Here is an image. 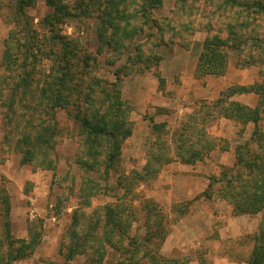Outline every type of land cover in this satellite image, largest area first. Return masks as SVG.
<instances>
[{"label":"rangeland","instance_id":"1","mask_svg":"<svg viewBox=\"0 0 264 264\" xmlns=\"http://www.w3.org/2000/svg\"><path fill=\"white\" fill-rule=\"evenodd\" d=\"M24 1L19 15L17 0H0V192L9 200L8 235L0 203V264H221L211 254L219 248L229 263L247 259L256 236L264 243V228L209 246L202 221L220 223L219 203L200 191L235 162L213 157L250 141L251 123L222 117L230 103L258 108L264 145V94L227 93L264 85V46L237 38L224 73L204 75L196 72L204 41L227 38L222 21L235 17L220 0H187L184 12L162 1L153 10L162 35L145 27L120 56L99 41L103 0H65L72 16L60 23L45 0ZM190 16L192 32L166 31ZM256 19L248 35L264 40V17ZM215 102L223 103L215 110ZM100 119L114 137L80 126ZM45 126L55 132L51 146L24 138ZM196 141L203 159L183 164L177 149ZM112 143L120 147L114 162ZM132 238L150 247L128 244Z\"/></svg>","mask_w":264,"mask_h":264},{"label":"trees","instance_id":"2","mask_svg":"<svg viewBox=\"0 0 264 264\" xmlns=\"http://www.w3.org/2000/svg\"><path fill=\"white\" fill-rule=\"evenodd\" d=\"M64 1L65 0H45L46 5L53 10V20L51 19L53 22L56 20V22L60 23L61 20L72 16L68 12ZM162 1L164 0H103L101 4V6H103L101 14L98 17L100 23L98 31L100 44L108 47L110 46L113 54L120 56L122 51L127 48V44L136 36L137 32H143V28L145 27L156 28L161 36L164 28H162L158 20L153 17V10L162 4ZM171 1H174L177 7L183 12L185 8L189 7L187 0ZM220 1L222 2L219 5L220 9L228 10L235 17L232 20L226 18L222 21L221 29H226L228 31L227 38L214 35L204 41L202 53L196 69V72H201L204 75L212 74L213 72L221 76L224 73L226 65L223 57H226L229 46L234 50H238L241 46V43L234 42L237 38H248L253 48H258L263 51L262 46H264V40L248 34H254L255 32L251 23L257 21L256 17H264V0ZM24 3L26 4L24 0H17L15 13L17 12L19 15L23 14ZM81 6H84V2ZM85 10H87V6H85ZM191 16L186 18L182 28L168 25L166 31L178 29L182 31V33L187 31L192 32L194 30L193 24H195L196 17L194 16V19H192ZM198 23H202V21ZM248 24L250 26H248ZM209 27L212 28L211 25ZM241 29L242 32L244 31L243 33L239 31ZM161 41L163 42V39ZM230 42L232 45H230ZM250 53H252V50ZM250 53H248V55ZM153 59L159 60L156 57ZM234 90L235 91H228V96L256 94L260 97L264 94V85L235 87ZM222 103L223 102H215L211 108L216 110L219 108V104ZM228 110H232L235 113L229 114L227 113ZM222 117L225 119H233L242 124L251 123L254 129L251 133L250 141H246L243 145H238L235 148L234 165L232 167L224 166L221 168L218 177H210L208 186L202 193V196L210 199L212 194L215 193L231 206L233 214L236 216L257 215L264 212V145L263 136L258 128V123L261 120L259 110L258 108L249 109L237 103H230L224 110ZM102 123L103 121L101 119L97 125L92 124L88 120H83L80 122V126L95 136L114 137L111 135L110 131H104L102 129L103 127H98V125ZM33 132L34 136L25 135L24 138L27 140L31 139V143H35L37 141L35 137H38L40 138L38 140L43 144H48V147L54 142L55 132L53 128L50 129L48 127L47 129V126H45L42 132L38 128ZM130 135L131 129L124 133V138ZM248 143L253 145L256 144L257 153H250L247 148L249 146ZM199 144V141L192 142L188 151H184L186 147L182 144L181 148L177 149V158L185 165L194 164L196 161L203 159L204 150ZM50 150L53 154L52 149ZM119 150L120 147L115 144L110 151L108 160L114 162ZM205 150L208 152L210 151V149ZM91 157L93 159L92 154ZM0 203L7 225L5 227V234L8 235L7 218L9 217V200L8 197L3 196L1 192ZM190 204L191 202L184 204V208L179 211L180 217L185 216L189 212L188 208ZM258 236L254 238L257 244L253 247L249 264H264V243L259 244ZM149 238L150 237H147V240H149ZM129 243H141L143 246L150 247L145 238L140 240L132 238L128 241V244ZM148 259H155V256L149 255ZM93 263L95 262L93 261Z\"/></svg>","mask_w":264,"mask_h":264},{"label":"crops","instance_id":"3","mask_svg":"<svg viewBox=\"0 0 264 264\" xmlns=\"http://www.w3.org/2000/svg\"><path fill=\"white\" fill-rule=\"evenodd\" d=\"M229 154V157H231L232 162L235 161V151H229V152H223L222 155L219 156L216 154V157H213L214 161H219V158L221 159L223 154ZM221 163V162H220ZM235 163V162H234ZM222 165V163H221ZM234 165V164H233ZM225 167H228L225 165ZM232 167V166H231ZM211 170L206 171L204 175H210ZM206 183V182H205ZM205 185V184H204ZM204 186L200 192L205 191L207 188ZM216 201L219 203L215 207L221 208L218 211L216 208L214 210L216 211V217L220 219V223L218 222H211V221H202L203 223V230L205 231L204 235V241L209 242V246H213L214 244L221 245L222 243H228L232 240L238 239L240 237L246 236V235H255L258 233L261 229V227L264 228V216L262 215L264 212H261L257 215L250 216V215H242V216H236L233 214L231 206L222 198L219 196H215ZM215 200V199H214ZM197 225V224H195ZM189 233V232H188ZM217 246V248L219 247ZM208 248V246L206 245ZM214 247V246H213ZM253 247H249V251L247 253V259H244L243 261L239 262H228L227 254L223 250H212L211 254L221 256V259L224 260L221 261V264H249V260L252 254Z\"/></svg>","mask_w":264,"mask_h":264}]
</instances>
